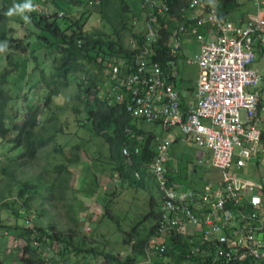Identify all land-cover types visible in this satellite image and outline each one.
<instances>
[{"label": "trees", "instance_id": "trees-1", "mask_svg": "<svg viewBox=\"0 0 264 264\" xmlns=\"http://www.w3.org/2000/svg\"><path fill=\"white\" fill-rule=\"evenodd\" d=\"M47 1L60 5L61 0ZM193 1L163 0L168 22L163 28L159 25L160 38L150 47L151 60L167 62L174 28L171 21H176L171 15L182 21ZM27 2L0 0V239L10 235L23 242L13 254L6 252L8 242L0 246V264H66L69 253L98 258L94 250L73 242L82 227L84 208L80 188L73 186L74 169L86 158L91 160L88 147L93 138L109 145L111 168L121 182H129L138 192L151 174L157 184L151 166L160 138L144 126V120L128 112L131 92L126 81L147 43L146 31L136 32L144 12L142 0H71L78 7L89 6L91 17L99 16L100 26L92 29L86 28L84 18L39 11L32 1V11L8 15L12 4ZM237 9L232 0H223L218 12L230 19ZM81 15L86 17L87 12ZM116 66L117 74L113 73ZM116 85L120 100L112 94ZM123 148L133 154L125 156ZM169 169L168 162L166 170L173 181ZM14 192L15 201L10 203L5 195ZM7 210L15 211L13 226L4 219ZM44 217L46 227L39 223ZM105 217L128 235L108 203ZM34 219L37 224L29 227ZM134 238L133 252L138 254L141 249L142 254L150 238L127 236L126 245ZM55 253L51 259L49 254ZM115 257L107 255L104 264H120ZM132 261L129 258L125 264Z\"/></svg>", "mask_w": 264, "mask_h": 264}, {"label": "built area", "instance_id": "built-area-1", "mask_svg": "<svg viewBox=\"0 0 264 264\" xmlns=\"http://www.w3.org/2000/svg\"><path fill=\"white\" fill-rule=\"evenodd\" d=\"M256 15L241 26L217 11L190 16L194 25H180L171 34L173 44L165 64L151 60L150 48L160 38V16L166 5L142 0L152 9L146 24V46L137 56L126 86L131 92L128 112L166 130L179 128L221 172V182L204 191L184 189L169 180L166 166L171 145L161 142L151 166L162 196L155 234L148 243L154 264H264V196L262 186L248 183L244 171L256 168L264 175V106L258 90L264 73L254 68L264 48V0H250ZM197 10V6H191ZM209 29L206 40L202 30ZM192 33L202 42L193 60L200 69L194 103L186 109L175 85L177 60L184 37ZM204 36V38H203ZM119 72V66L113 73ZM120 87L112 94L120 100ZM138 154L140 149H135ZM133 154L124 150L125 156ZM140 179V173L136 174Z\"/></svg>", "mask_w": 264, "mask_h": 264}, {"label": "rangeland", "instance_id": "rangeland-1", "mask_svg": "<svg viewBox=\"0 0 264 264\" xmlns=\"http://www.w3.org/2000/svg\"><path fill=\"white\" fill-rule=\"evenodd\" d=\"M33 2V5L35 8L39 11L56 14V13H65L67 15L72 16L73 18H80L81 20L84 18V20H87V29H92L100 26L99 17L96 15L90 16V7L89 6H81L78 7L74 5V3L71 2V0H61L59 3L60 5H55L47 0H30ZM155 1L158 5H161L160 2L162 0H152ZM238 2H241L244 6H247L249 0H232L233 8H239L241 5H238ZM223 0H195L192 2L191 6L195 4L197 6V10H193L191 6L184 12V15L182 16V21L179 20V18H174L172 15V19L176 20L172 24H174V28L172 29V32L180 25H186V18L189 16H199L202 13L208 14L214 11H218L219 7L222 5ZM238 5V7H237ZM15 5L12 4V7ZM238 11V9L236 10ZM83 12H87V16L84 17L81 14ZM150 12H152V9H145L142 13L141 19L139 22H137L136 25V32L143 33L146 31V23L149 19ZM167 12L162 14L160 16V27L163 28V24H167L168 15H166ZM15 13H13L14 16ZM235 15V14H234ZM91 18V19H90ZM230 20L233 23H239L238 21H235L234 16L232 15L230 17ZM241 24V23H239ZM199 50L198 47H195V51ZM201 52V51H200ZM192 57V56H190ZM195 59V58H192ZM183 77H187L189 79H193L195 83H197V79L199 78V70L194 68H189L187 65L185 66V73L182 74ZM143 123L138 124L139 126H142ZM144 125V124H143ZM148 130H153L156 133H161L162 128L158 125L147 123L144 125ZM175 135L179 138V141L174 142V149L171 154V162H170V171L174 174H181V176L184 179H188V182L186 181L185 187H190L194 182L197 184L203 183V182H213V181H219L221 180V173L219 170L215 169L212 166L211 163V157L210 159L203 158L200 159V155L203 152V150L197 146L192 141H187L186 136L182 133V131L179 128H176ZM61 143H65L66 139H61ZM161 142H165L163 139H161ZM170 143V142H169ZM171 145V143H170ZM11 148V146H8L6 148V152ZM125 149L129 148H123L121 151L124 153ZM89 154H91V161H93L92 168L95 171V175H93V178L99 180L98 187L102 186L105 187L109 183L115 187V193H113V201L109 202L105 199L104 191L102 193H92L89 192V198H86L84 196V193L81 192V189H83L84 185L82 182L83 180L78 181V175L80 173V168L74 169V181L73 186L80 188L81 198L84 201V208L81 215V222L82 227L80 230L74 235V244L75 246L81 244L85 249L94 250L97 255H100L98 258H96L95 255H88V254H75V253H69L65 256V262L66 264H104V259L107 255H114L117 258L119 257L120 264H125L129 258H132L133 261L128 264H154L155 256L153 252H149V255L146 252V249L148 248V245H144L143 253L142 251L137 250L136 252L138 254H134V244L137 242V239H130L129 244L126 245L125 241L127 240V236L135 235L137 238L140 239H147L152 237V232H155V224L157 220V214H160L162 209V196L158 189V187L151 182L150 187L151 190L156 198L157 197V189L158 193L160 194V203L159 206H150V195L147 194L144 191H136L138 193L137 195L135 192H129L128 188L123 187L121 188V191L128 192L129 197L127 198V201L123 203L124 210L122 211V207L120 206L119 197L118 194L120 190L117 187H120V185L116 182H114V178L117 175H114L112 172V163L110 162V147L106 143H103V141H100L97 138H93V143L91 146L88 147ZM22 151V150H21ZM21 151H18L17 153H20ZM205 152V151H204ZM89 160L86 159L84 163L88 162ZM200 161L202 163L200 164ZM129 162V161H128ZM130 163V162H129ZM132 163V161H131ZM84 166V165H83ZM176 170V171H175ZM118 178V176H117ZM214 183V182H213ZM263 190V188H262ZM262 194H264L262 192ZM15 192L12 195H8L6 199L13 203ZM95 196V197H94ZM135 197V198H134ZM106 202V203H105ZM110 204L112 207V213L115 216L120 217L121 221V227H123V230L128 233V235H125L123 232L121 233L118 225L112 223V221L105 217V210H106V204ZM17 210V209H16ZM154 211V212H152ZM15 211L7 210L6 214L8 217H4L6 220V223L9 226H13V223L16 220V216L14 215ZM25 216V215H24ZM47 218L44 217V219L39 220L40 225H43L44 227L47 226ZM28 224V226H35L37 224V219H34ZM27 226V225H26ZM8 242L7 246V254H13L14 249L17 245H23V242H16L10 235H6L5 238L0 239V246L4 247V245ZM146 247V249H145ZM111 252V253H110ZM118 254H120L118 256ZM55 254H49V257L56 258ZM11 256V255H10ZM115 257V258H116Z\"/></svg>", "mask_w": 264, "mask_h": 264}, {"label": "crops", "instance_id": "crops-1", "mask_svg": "<svg viewBox=\"0 0 264 264\" xmlns=\"http://www.w3.org/2000/svg\"><path fill=\"white\" fill-rule=\"evenodd\" d=\"M160 4H163V0L160 2ZM241 4V2H239V5ZM256 15V9L254 8L252 2H250L249 4H247V6L244 7H239V10L236 11L234 16L235 21H238L239 23L244 24L246 22H248L251 18H253ZM99 17V16H98ZM191 20V18H190ZM99 21L101 22V19L99 18ZM239 23H235V24H239ZM190 24V28L192 25H194V22H189ZM202 34L204 36H206V40L209 38L213 37V34L211 33V31L209 29H204L202 30ZM203 36V38H204ZM183 46H182V52L180 54L179 59L177 60V70L176 72H178V76L176 77V81H175V85L177 87V89L180 91L181 95H182V100L184 103V106L186 109H189L190 106L194 103L195 100V94L198 88V84H199V79H200V69L197 65L195 64H191L190 60H193L192 58H196L201 52L202 50V46H203V42L197 37L194 36L192 33H190L188 36L184 37V40L182 42ZM199 45V50L195 51V47H198ZM173 44L170 46V50L172 48ZM258 57H257V62L254 65V68L257 69L260 72L264 73V48H262V46H260V50H258ZM192 56V57H190ZM188 66L189 68H196L197 70H199V78L197 79V83L194 82L193 79H189V78H185L182 76L183 73H185V66ZM258 94L262 100V102L264 103V83L261 85V87L258 90ZM162 128L161 133H156L155 131H153L154 133H156V135L158 136V138H161L165 141H168L171 143V149H170V160L169 163L171 162V154L173 152L174 149V142L179 141V138L175 135V130L171 129V130H165L162 126H160ZM187 141H192L191 139L185 137ZM193 142V141H192ZM91 155V154H90ZM207 158L210 159V155L207 154V152H202L200 155V159L202 160L203 158ZM91 158V157H90ZM264 158V155H263ZM87 160H89L88 158H86ZM85 159V161H86ZM202 163V161H200V164ZM84 165V166H83ZM82 166L78 167L80 168V173L78 175V181L83 180L84 182H82V184L84 185L83 187V192L85 193H102V191H104L105 194V199L109 202L113 201V193H115V187L112 186L110 183L105 186V187H98L99 183H96L95 181L97 179L93 178V175H95V171L93 170L90 160L88 162L83 163ZM171 166V165H170ZM213 166V165H212ZM214 167V166H213ZM216 169V168H215ZM170 170V169H169ZM176 171V170H175ZM170 173H172L171 171H169ZM113 173V172H112ZM150 174V172H147ZM246 174H244V179L248 182V183H253V184H259L262 186L263 191H261V193H264V177H260L261 176V172H256V168L253 167H248V169L245 171ZM114 175H119V173H113ZM151 175V174H150ZM148 175L145 183L141 184V188H143L142 190L139 191H144L147 194L150 195V206H159L160 203V194L158 193V189H157V197L156 198L151 190L150 187V183L153 182L156 186L157 184L154 182L152 176ZM173 177V180L175 183L179 184L182 188L188 190V189H195V190H201L204 191L207 188H213L216 187L221 180L217 181H207V182H203L200 184H197L196 182H194L192 184V186L190 187H185L186 186V181L188 182V179H184L181 174L177 173L171 174ZM117 176H115L114 178V182L118 183L120 185V187H117L120 192L118 194L119 197V201L120 202V206L122 207V211L124 210L123 208V203L125 202V200L127 201V198L129 197V193L128 192H123L121 191L122 186L125 188H128L129 192H135V194L137 195L138 193H136V190H133L131 188V185L129 182L124 183L121 182V180H119V176L117 178ZM99 182V180H98ZM124 183V184H122ZM122 185V186H121ZM131 187V188H130ZM158 187V186H157ZM140 189V188H139ZM86 198H89V195L85 196ZM95 197V196H94ZM135 198V197H134ZM106 203V202H105ZM107 205V204H106ZM111 206V205H110ZM154 212V211H152ZM152 233L155 234V232L153 231ZM153 234V235H154ZM116 255V254H114ZM120 254H118L119 256ZM121 256V255H120Z\"/></svg>", "mask_w": 264, "mask_h": 264}, {"label": "clouds", "instance_id": "clouds-1", "mask_svg": "<svg viewBox=\"0 0 264 264\" xmlns=\"http://www.w3.org/2000/svg\"><path fill=\"white\" fill-rule=\"evenodd\" d=\"M163 5H165L164 4V2H163V4L162 5H159V6H163ZM141 6H142V4H141ZM255 8V7H254ZM25 10H27V11H32L33 10V5L31 4V2H30V0H29V2H27V3H24V4H17V5H15L12 9H10L9 10V12H8V15H12L13 13H15V12H18V13H20V14H23L24 13V11ZM218 12V11H217ZM257 13V12H256ZM218 14H219V12H218ZM64 14H60V16H63ZM221 16V15H220ZM222 17V16H221ZM224 18H226V17H224ZM24 19L27 21L28 20V17L27 16H24ZM229 19V18H228ZM230 20V19H229ZM186 21H187V23L186 24H188V26H190V24H189V22H193L192 20H190V16L189 17H187L186 18ZM231 21V20H230ZM232 22V21H231ZM233 23V22H232ZM147 24V23H146ZM235 24V23H234ZM245 24V23H244ZM235 25H237V24H235ZM243 25V24H242ZM237 26H241V24H238ZM0 51H3V49H0ZM257 62V61H256ZM155 124V123H154ZM162 126V125H161ZM163 127V126H162ZM164 128V127H163ZM165 129V128H164ZM174 129V128H173ZM166 130V129H165ZM167 131V130H166ZM160 140H161V138H160ZM170 160V159H169ZM247 170V169H246ZM245 170V171H246ZM245 171H244V174H246L245 173ZM256 172H259V171H257L256 170ZM221 173V172H220ZM262 177H264V175H261V178ZM221 178H222V176H221ZM195 190V189H194ZM263 191V190H262ZM263 196H264V194H262ZM158 217H159V214H157V220H158ZM157 220H156V222H157ZM154 236V235H153ZM152 236V237H153ZM151 237V238H152ZM151 238L148 240V242H147V244H146V246L148 245V243H149V241L151 240ZM146 248V247H145Z\"/></svg>", "mask_w": 264, "mask_h": 264}]
</instances>
